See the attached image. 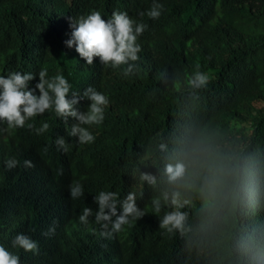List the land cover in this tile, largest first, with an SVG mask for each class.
I'll return each mask as SVG.
<instances>
[{
	"label": "trees",
	"instance_id": "1",
	"mask_svg": "<svg viewBox=\"0 0 264 264\" xmlns=\"http://www.w3.org/2000/svg\"><path fill=\"white\" fill-rule=\"evenodd\" d=\"M156 2L163 5L158 19L147 16L153 0H0V75L36 74L32 89L47 68L72 92L92 87L109 99L103 123L85 126L91 144L68 135L75 118L65 123L54 112L34 119L36 127L50 124L41 135L27 127L0 131V246L20 264H264V0ZM92 11L105 20L127 12L148 25L133 74L99 58L89 66L65 45L70 19ZM196 71L210 76L206 88L189 83ZM90 103L83 98L75 107L84 112ZM8 159L19 163L8 169ZM180 160L188 170L178 188L164 169ZM142 173L155 176L156 186ZM74 181L85 193L75 200ZM100 191L120 200L135 192L145 215L101 237L94 219ZM177 191L186 219L165 234L159 223L174 210ZM85 207L93 209L87 225L79 221ZM18 234L37 242L38 253L14 247Z\"/></svg>",
	"mask_w": 264,
	"mask_h": 264
},
{
	"label": "clouds",
	"instance_id": "2",
	"mask_svg": "<svg viewBox=\"0 0 264 264\" xmlns=\"http://www.w3.org/2000/svg\"><path fill=\"white\" fill-rule=\"evenodd\" d=\"M163 5L153 0V4L147 12L151 19H158L161 16ZM144 15L143 12L140 13ZM70 38L65 41L68 48H75L79 57L84 59L87 65H93L94 59L99 58L100 63L112 68H123V75L133 74L137 69L136 61L139 60L138 53L141 51L137 43L138 37L148 28L147 24L137 23L127 12L114 11L111 19L105 20L99 11H92L86 17L78 20L70 19ZM199 68V65H197ZM36 74L11 72L7 76L0 75V124H5L6 128L0 131L15 130L27 127L34 130L36 135H41L50 130L48 122H42L40 127H36L34 119L43 116L45 113L54 112L55 116L67 123L69 117L75 118L78 123L71 126L68 135L78 137V143L91 144L95 137L89 131L91 125H101L105 119V108L109 105L106 95L96 91L92 87L84 90L83 94L71 91L72 86L68 80L57 73L49 77L47 68L38 72L39 82L35 88H29V82L35 78ZM189 83L195 88H206L210 83V76L207 73L196 71ZM39 92V95L36 92ZM69 96L72 98L69 99ZM86 98L91 103L87 111H78L77 105L80 99ZM55 144L58 149L68 151L67 143L61 136H57ZM164 146L161 145V148ZM46 153L47 146L43 149ZM15 159H8L6 167L13 169L18 165ZM27 168L34 167L30 160L24 161ZM188 164L183 161L168 163L165 165V175L168 182L178 188L185 187L183 182L186 178ZM58 175L63 174L60 169ZM141 181L155 187L157 179L155 176L142 173ZM70 197L75 200L84 196V190L79 181H74L69 186ZM180 193H173L171 204L174 210L163 214L159 228L165 230V234L172 233L173 230H181L184 226L186 214L180 211L182 205L179 201ZM167 200V193L164 194ZM94 202L98 205L95 212V223L100 225L99 235L111 239L114 234L124 231V226L131 227L134 222L141 219L145 212L138 207L139 197L135 192H129L123 200L119 199V194L114 191H100L95 196ZM154 212H161V202L159 198L152 201ZM93 216V209L85 207L79 216V221L85 225L89 223V218ZM55 228H50L49 233H54ZM48 233H46L47 235ZM14 247H19L24 251L37 254L38 244L24 234H18L12 241ZM0 264H20L19 257L0 246Z\"/></svg>",
	"mask_w": 264,
	"mask_h": 264
},
{
	"label": "bare ground",
	"instance_id": "3",
	"mask_svg": "<svg viewBox=\"0 0 264 264\" xmlns=\"http://www.w3.org/2000/svg\"><path fill=\"white\" fill-rule=\"evenodd\" d=\"M97 3H98V1H97Z\"/></svg>",
	"mask_w": 264,
	"mask_h": 264
}]
</instances>
